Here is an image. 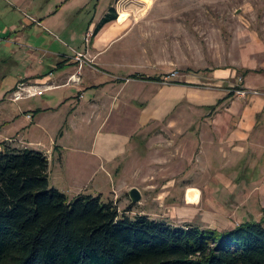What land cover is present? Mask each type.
<instances>
[{
    "label": "rangeland",
    "instance_id": "obj_1",
    "mask_svg": "<svg viewBox=\"0 0 264 264\" xmlns=\"http://www.w3.org/2000/svg\"><path fill=\"white\" fill-rule=\"evenodd\" d=\"M123 1L134 2L141 15L133 42L141 64L165 68L128 78L175 84L178 102L163 118L102 123L104 133L132 131V142L104 177L88 180L84 193L113 200L121 215L148 214L174 225L191 222L224 231L264 222V110L257 116L256 137L239 151L245 155L234 154L220 138L233 100L264 97V0ZM217 72L227 76L221 79ZM97 126H78L72 148L87 145ZM51 129L63 133L67 126ZM72 148L68 172L56 165L60 149L49 171L51 185L71 198L87 175L80 169L87 159ZM133 187L141 192L139 202L130 197ZM193 189L199 193L194 202Z\"/></svg>",
    "mask_w": 264,
    "mask_h": 264
},
{
    "label": "crops",
    "instance_id": "obj_2",
    "mask_svg": "<svg viewBox=\"0 0 264 264\" xmlns=\"http://www.w3.org/2000/svg\"><path fill=\"white\" fill-rule=\"evenodd\" d=\"M112 6L118 17L94 35ZM135 6L123 0H0V143L45 151L50 165L57 158L55 149H60L56 165L66 173L70 141L80 134L76 128L98 125L87 145L74 143V151L87 159L80 168L87 172L86 178L74 196L87 190L89 179L104 177L132 142V131L104 133L102 123L163 118L178 102L175 84L157 81L150 85L144 79L128 78L165 72L160 65L143 67L139 45L133 47L141 20ZM137 53L141 57L136 62ZM78 73L80 80L69 82ZM216 74L221 79L227 76ZM28 80L49 82L53 87L42 96L12 101L15 86ZM139 103L145 106L134 107ZM227 109L232 116L224 122L220 138L237 151L234 154L245 155L239 151L256 137L264 97L235 99ZM57 125L67 129L56 133L51 127Z\"/></svg>",
    "mask_w": 264,
    "mask_h": 264
},
{
    "label": "trees",
    "instance_id": "obj_3",
    "mask_svg": "<svg viewBox=\"0 0 264 264\" xmlns=\"http://www.w3.org/2000/svg\"><path fill=\"white\" fill-rule=\"evenodd\" d=\"M114 6L98 23L116 19ZM45 151L0 143V264H264V222L230 230L121 215L51 185Z\"/></svg>",
    "mask_w": 264,
    "mask_h": 264
},
{
    "label": "built area",
    "instance_id": "obj_4",
    "mask_svg": "<svg viewBox=\"0 0 264 264\" xmlns=\"http://www.w3.org/2000/svg\"><path fill=\"white\" fill-rule=\"evenodd\" d=\"M83 55L77 54V58L82 61ZM174 76L175 72L172 73ZM169 78V77H168ZM80 80V74H72L69 78V82H78ZM53 85L49 82H36V81H20L14 88L10 99L12 101H20L28 98L42 96L47 90L51 89ZM257 93V92H256Z\"/></svg>",
    "mask_w": 264,
    "mask_h": 264
},
{
    "label": "water",
    "instance_id": "obj_5",
    "mask_svg": "<svg viewBox=\"0 0 264 264\" xmlns=\"http://www.w3.org/2000/svg\"><path fill=\"white\" fill-rule=\"evenodd\" d=\"M192 194L190 195L191 198L197 199L199 197V193L197 192V189H193ZM130 197L133 199L134 202H139L142 198L141 192L137 187H133L130 190Z\"/></svg>",
    "mask_w": 264,
    "mask_h": 264
},
{
    "label": "bare ground",
    "instance_id": "obj_6",
    "mask_svg": "<svg viewBox=\"0 0 264 264\" xmlns=\"http://www.w3.org/2000/svg\"><path fill=\"white\" fill-rule=\"evenodd\" d=\"M127 15H128V14H127ZM190 200H191V201H195V198H191Z\"/></svg>",
    "mask_w": 264,
    "mask_h": 264
}]
</instances>
